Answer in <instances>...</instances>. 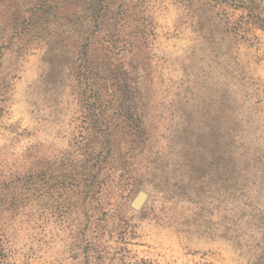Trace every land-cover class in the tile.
Listing matches in <instances>:
<instances>
[{
    "label": "rangeland",
    "instance_id": "1",
    "mask_svg": "<svg viewBox=\"0 0 264 264\" xmlns=\"http://www.w3.org/2000/svg\"><path fill=\"white\" fill-rule=\"evenodd\" d=\"M0 264H264V0H0Z\"/></svg>",
    "mask_w": 264,
    "mask_h": 264
},
{
    "label": "water",
    "instance_id": "2",
    "mask_svg": "<svg viewBox=\"0 0 264 264\" xmlns=\"http://www.w3.org/2000/svg\"><path fill=\"white\" fill-rule=\"evenodd\" d=\"M146 198H147V194L144 191L139 192L138 195L136 196V198L133 201V205L136 208L141 207V205L144 203Z\"/></svg>",
    "mask_w": 264,
    "mask_h": 264
}]
</instances>
